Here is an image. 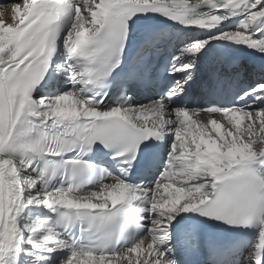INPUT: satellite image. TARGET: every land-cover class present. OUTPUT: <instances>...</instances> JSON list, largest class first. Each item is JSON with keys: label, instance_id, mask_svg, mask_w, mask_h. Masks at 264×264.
<instances>
[{"label": "snow or ice", "instance_id": "1", "mask_svg": "<svg viewBox=\"0 0 264 264\" xmlns=\"http://www.w3.org/2000/svg\"><path fill=\"white\" fill-rule=\"evenodd\" d=\"M6 9L0 264H264V75L189 100L203 66L264 56V0Z\"/></svg>", "mask_w": 264, "mask_h": 264}, {"label": "bare ground", "instance_id": "2", "mask_svg": "<svg viewBox=\"0 0 264 264\" xmlns=\"http://www.w3.org/2000/svg\"><path fill=\"white\" fill-rule=\"evenodd\" d=\"M11 5L12 3L7 4L4 17L9 23L12 22L9 19ZM224 63H229L232 66L229 72H224L222 70ZM262 66H264V56L258 53H250L247 51L235 53L234 55L226 57L221 64L203 66L199 69L197 73V83L193 85L192 90L196 88L200 89L199 77L206 72L218 73L222 78L233 81L234 84L248 83L264 75V73L261 72Z\"/></svg>", "mask_w": 264, "mask_h": 264}]
</instances>
